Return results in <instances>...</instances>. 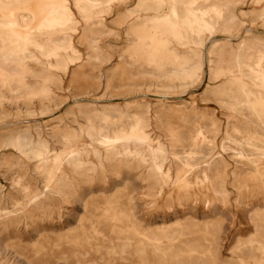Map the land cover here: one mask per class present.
Returning a JSON list of instances; mask_svg holds the SVG:
<instances>
[{"label":"rangeland","instance_id":"1","mask_svg":"<svg viewBox=\"0 0 264 264\" xmlns=\"http://www.w3.org/2000/svg\"><path fill=\"white\" fill-rule=\"evenodd\" d=\"M244 2L233 31L216 35L221 45L210 50L207 40L200 51L175 48L174 31L147 30L143 19L104 26L84 13L86 22L70 0L80 59L31 61L21 87L0 80V264H264V157L255 148H264V81L232 66L240 42L264 47V0ZM21 5L27 14L38 0ZM137 113L149 145L128 139L121 155L94 140L129 133ZM39 142L47 158L35 153ZM156 144L165 153L155 164ZM53 155L68 177L46 189Z\"/></svg>","mask_w":264,"mask_h":264},{"label":"bare ground","instance_id":"2","mask_svg":"<svg viewBox=\"0 0 264 264\" xmlns=\"http://www.w3.org/2000/svg\"><path fill=\"white\" fill-rule=\"evenodd\" d=\"M25 1H28V0H0V80L2 83H4L7 79V77H9L10 80L19 82L20 87L23 85H26L27 75H30V73L32 72L33 67L30 65L31 61H34L37 64H47V65H49V67H53V66H55V64L57 65L59 63H64L66 65L69 62L80 59V54H79V52L76 51V49L73 45V35L78 30V23L80 21H78L74 15V12H73L71 5H70V0H38V6L35 9L36 11H32V12H29L27 14H23V13L18 12V10L25 8V7L23 8L21 5V3L25 2ZM71 1L73 4V7L76 9L78 14L82 17V19H84V21H86V22L90 18L89 16L92 14L96 15L95 17L99 16L100 20H101V21L100 20L99 21L104 26H108V24H107L108 21H113L115 19V17L122 18L123 15H125V17L128 18L127 22H130L134 19H143V22L145 23L147 30L149 27H152V28L156 29L154 32H156L158 30V32H160L162 34H166V32H168V31H174L175 35H174L173 40L175 43L174 45L176 46L175 48H177V46H179V45L181 46L182 44H185V43H192L194 46H196V49L198 47L200 49V51L202 50V48H203V46L207 40L212 41L211 42L212 45H211L210 50L213 49L217 45L216 44V42H217L216 35L218 33H230L231 31H233L232 29L234 28L236 21H237L236 8L239 4L245 3L244 2L245 0H132L133 1L132 2L133 7L132 8L127 7V9H126L127 11L125 13L123 8H124L125 4L128 3L130 0H71ZM32 7H33V4H32ZM3 10H8V12H4ZM84 13H89L90 15L87 14V16H83ZM258 13H259L258 14L259 18L263 19L264 18V9H261L260 11H258ZM31 19L36 20L33 25H30ZM96 22H97V20H96ZM83 23H85V22H83ZM89 23H90V21H89ZM158 25H161V26L159 27ZM96 26H98V24H96ZM84 28H85V26H84ZM89 28H90V26H89ZM248 29H250V28H248ZM99 30H100V28H99ZM88 32H90V31L88 30ZM252 32H253V30H252ZM87 35H88V33H87ZM230 35L231 34H228V36H230ZM91 43H92V41H91ZM93 43H94V41H93ZM170 45L172 46L171 43H170ZM219 45H221V44H218L217 46H219ZM222 45L224 46V43H222ZM135 46H137V45H135ZM221 48H222V46H221ZM89 49H91V48H89ZM188 50H189V48H188ZM222 50H223V48H222ZM238 50H237L238 53L236 54L235 59L232 62V66L238 67L239 65H241V66L247 67L248 70H250V71H254V72L256 71L257 74L253 75L252 79H255L258 81H264V74H263L264 73V47L262 45H260L259 43L254 42V41H251V42L250 41L249 42L242 41V42H240V45L238 46ZM33 51H35L36 54H35V52L33 53ZM159 51H160V49H159ZM234 53H235V51H234ZM216 54H218V53H216ZM89 55H91V54H89ZM131 55L132 54H130L129 56L131 57ZM92 56H94V55H92ZM232 56H234V55H232ZM162 57H163V55H162ZM211 57H213V56H211ZM41 58H43L44 61L41 60ZM185 59H186V57H185ZM212 59L216 60L214 58H212ZM176 60H177V58H176ZM180 60H182V59H180ZM187 61L188 60H186V62ZM74 62H76V61H74ZM151 62H152V60H151ZM154 62H153V65H154ZM169 64H170V62H169ZM182 64L184 65V62ZM187 64H189V63H187ZM195 64H196V62H195ZM201 65H202V70H203V62ZM216 66H217V64H216ZM41 67H43V66H41ZM176 67H178V66H176ZM167 69H169V68H167ZM171 70H173V69H171ZM160 71H162V70H160ZM37 74H38V72H37ZM158 74H159V72H158ZM35 75L36 74H34V76ZM179 75L180 74H178L177 77ZM32 76H33V74H31L30 77H32ZM173 83H174V81H173ZM45 84L46 83H44V85ZM31 86H33V85H31ZM43 91L45 92V90H43ZM11 92H12V90H11ZM24 92H25V90H24ZM39 92H40V90H39ZM44 92H42V93H44ZM16 93H14V94H16ZM162 97H164V96H162ZM46 98H48V97L46 96ZM245 100H247V99H245ZM103 110H105V109H103ZM88 111H90V110H88ZM119 111H121L120 107H117V108L115 107V109L114 108L112 110L109 109L108 111H101V109H100V111H98L96 114H93L92 116L94 117L93 119H96L95 121H101L103 119V116H109V115H111L112 112H119ZM256 120H258V119L256 118ZM75 122L77 125H80V122H78V121H75ZM146 122H147L146 117L141 116V114L137 113L135 118H134V121L130 124V128H129L130 132L129 133H122V134H120L116 137H112V138L103 136L101 133H96L94 140L97 142H100L103 145V149L107 150V149L111 148L114 151V154H121V155L122 154H128L131 152L130 147L127 144L128 139L132 140V138H133V140L138 141L137 143H142V144L145 143V144L149 145V143H148L149 140H147L144 136L137 134V133H140V134L144 133L143 132L144 125L142 123H144L146 126ZM256 122H258V121H256ZM85 124L87 126L89 125V123H85ZM96 129H98L101 132H105L107 127L105 125L101 124ZM80 131H81V129H79V130L76 129V131H73L72 133H76V134H73V137H76L77 133H79ZM9 133H11V132H9ZM118 140L124 141L125 143H123L121 145V147H118L115 144L116 141H118ZM18 142H20V141H18ZM25 145H26V143H25ZM148 145H146V146H148ZM90 146H91V144H87L85 147L88 148ZM85 147H83V148H85ZM42 148L46 149V145L43 142H39L34 148L35 153L39 154V156H41V157L47 158V155L49 156V154H48L49 151L48 152H47V150L43 151ZM255 148H256V151L264 157V148H262L260 145H256ZM80 150H81V148L77 149V151H80ZM151 150L153 153L152 156L154 157V158L152 157L153 161L156 164L155 160L157 158L158 153H160V152L165 153V151L162 150L161 146L157 145V144L155 147L152 146ZM35 153H34V155H35ZM94 153H95L97 158H99L101 155V151L98 149H94ZM52 154H54V153H52ZM108 155L109 154H107V156ZM56 156L53 155L51 157L54 164H53V166H51L52 168H51V171L49 174V178L47 180L48 183H46V189L49 188V183H51L52 180L56 181L57 183H60L61 182V179H60L61 176L64 177V179L68 177L66 175V173L62 172L60 169V165L62 164V162L65 159L61 157L62 159L60 158L61 160H58V158ZM44 158H42V159H44ZM67 159H68V157H67ZM253 161H256V160L253 159ZM100 166L102 167L101 164H100ZM258 169H259V167L255 168L256 171ZM61 185H62V183H61ZM49 190H51V188ZM58 193L61 194L63 192L59 191ZM66 193H68V191H65L63 194H66Z\"/></svg>","mask_w":264,"mask_h":264}]
</instances>
